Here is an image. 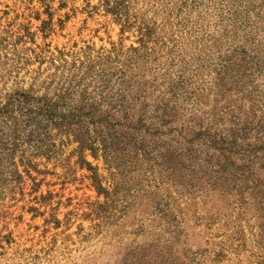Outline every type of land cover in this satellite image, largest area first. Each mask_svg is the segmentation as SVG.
<instances>
[{"label":"rangeland","instance_id":"1","mask_svg":"<svg viewBox=\"0 0 264 264\" xmlns=\"http://www.w3.org/2000/svg\"><path fill=\"white\" fill-rule=\"evenodd\" d=\"M0 264H264V0H0Z\"/></svg>","mask_w":264,"mask_h":264}]
</instances>
